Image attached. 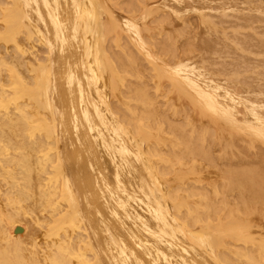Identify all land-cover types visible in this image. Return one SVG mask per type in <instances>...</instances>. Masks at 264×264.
<instances>
[{
  "label": "bare ground",
  "instance_id": "6f19581e",
  "mask_svg": "<svg viewBox=\"0 0 264 264\" xmlns=\"http://www.w3.org/2000/svg\"><path fill=\"white\" fill-rule=\"evenodd\" d=\"M249 140L264 0H0V264H264Z\"/></svg>",
  "mask_w": 264,
  "mask_h": 264
},
{
  "label": "rangeland",
  "instance_id": "374dc122",
  "mask_svg": "<svg viewBox=\"0 0 264 264\" xmlns=\"http://www.w3.org/2000/svg\"><path fill=\"white\" fill-rule=\"evenodd\" d=\"M159 51L160 50L157 49L155 52H157V54H159ZM141 65L143 67V70L144 71H147V73H148L147 76H149L150 74H152V72H153L152 68H150V65L144 59L141 60ZM181 76H183V75H181ZM181 76L179 78L170 79V80H168L169 78H167V79H165V83L167 85H169L170 88L173 85H174L173 87L180 88V87L183 86V83H184V79H183L184 76L183 77H181ZM169 83H173V84H169ZM151 85H153V82H152L151 77H150L149 80L147 81V86L150 87ZM167 85H166V87H167ZM185 94H187L189 97H192L194 95L192 92L190 93L189 91H185ZM193 108L199 109L196 104L191 103V107H189L187 110L188 111L189 110L192 111ZM199 111H201V109ZM205 112H201L200 114L201 115L203 114V117L204 116L205 117H207V116L212 117L213 116L212 115L213 112L211 110H207ZM230 132L233 133L235 131H234L233 128H231L230 129ZM244 134L250 137V134H248L246 132ZM246 145H247V147L242 148L240 150V153L238 154V157L235 160V162H237L238 165H242V164H244V163H241L243 160L245 162L248 161V160H250V161H248L249 163H252L253 162L254 165H257L259 167L262 166L261 168H263L264 167V143L262 141H259V140H254V141H250L249 140L246 143ZM235 162L233 164V166H235V168L234 167H231L230 168L229 166L226 167L227 174L230 175L232 178H244L245 177L244 176V172H243L244 166H243V168H241L242 166L241 167L240 166H237V168H236V165L237 164H235ZM248 162H246V163H248ZM261 205L264 206V200H262V204Z\"/></svg>",
  "mask_w": 264,
  "mask_h": 264
}]
</instances>
